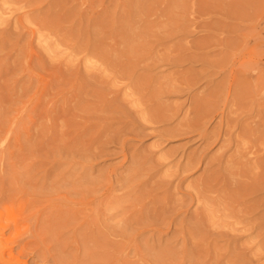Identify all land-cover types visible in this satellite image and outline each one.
<instances>
[{"label": "rangeland", "instance_id": "obj_1", "mask_svg": "<svg viewBox=\"0 0 264 264\" xmlns=\"http://www.w3.org/2000/svg\"><path fill=\"white\" fill-rule=\"evenodd\" d=\"M0 264H264V0H0Z\"/></svg>", "mask_w": 264, "mask_h": 264}, {"label": "bare ground", "instance_id": "obj_2", "mask_svg": "<svg viewBox=\"0 0 264 264\" xmlns=\"http://www.w3.org/2000/svg\"><path fill=\"white\" fill-rule=\"evenodd\" d=\"M246 2H247V1H246ZM235 3H236V2H235ZM240 3H241V2H240ZM255 4H256V3H255ZM252 6H254V5H252ZM252 6H251V7H252ZM251 7H250V8H251ZM251 10H253V8H252ZM238 19H239V18H238ZM260 34H261V33H260ZM258 35H259V34H258ZM261 35H262V34H261Z\"/></svg>", "mask_w": 264, "mask_h": 264}]
</instances>
